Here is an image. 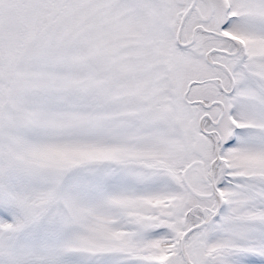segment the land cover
I'll list each match as a JSON object with an SVG mask.
<instances>
[{"label":"snow or ice","instance_id":"6c2138e0","mask_svg":"<svg viewBox=\"0 0 264 264\" xmlns=\"http://www.w3.org/2000/svg\"><path fill=\"white\" fill-rule=\"evenodd\" d=\"M0 264H264V0H0Z\"/></svg>","mask_w":264,"mask_h":264}]
</instances>
